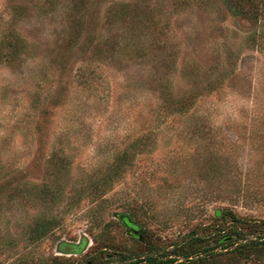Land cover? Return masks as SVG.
Wrapping results in <instances>:
<instances>
[{
  "label": "rangeland",
  "instance_id": "obj_1",
  "mask_svg": "<svg viewBox=\"0 0 264 264\" xmlns=\"http://www.w3.org/2000/svg\"><path fill=\"white\" fill-rule=\"evenodd\" d=\"M248 17L0 0V264H264L216 245L231 216L264 232V18Z\"/></svg>",
  "mask_w": 264,
  "mask_h": 264
},
{
  "label": "trees",
  "instance_id": "obj_2",
  "mask_svg": "<svg viewBox=\"0 0 264 264\" xmlns=\"http://www.w3.org/2000/svg\"><path fill=\"white\" fill-rule=\"evenodd\" d=\"M224 3L229 9V11L232 12L234 15H240L245 17H248L250 15L256 21L260 18H264V0H224ZM248 19L250 18L248 17ZM228 221L229 225L227 226V228H223L222 231L231 229V232H229L228 234H224L220 238L216 239V241L218 240V244H216L217 246H234V251L239 254H243L246 250H264V232H257L254 236L243 235L236 228L238 220L235 217L231 216ZM121 223L125 227H127L125 220L121 221ZM212 247L213 248H211V250L214 251L215 246ZM196 252L198 253V251ZM146 261L148 264H168L166 261L162 262L161 260L156 259L153 256L147 257Z\"/></svg>",
  "mask_w": 264,
  "mask_h": 264
},
{
  "label": "water",
  "instance_id": "obj_3",
  "mask_svg": "<svg viewBox=\"0 0 264 264\" xmlns=\"http://www.w3.org/2000/svg\"><path fill=\"white\" fill-rule=\"evenodd\" d=\"M118 218L121 221L125 220L126 224H132L131 220L127 216L118 215ZM134 232H136V230H134ZM59 250H61L64 253H76L80 250V248L74 244H63L62 246H59Z\"/></svg>",
  "mask_w": 264,
  "mask_h": 264
},
{
  "label": "flooded vegetation",
  "instance_id": "obj_4",
  "mask_svg": "<svg viewBox=\"0 0 264 264\" xmlns=\"http://www.w3.org/2000/svg\"><path fill=\"white\" fill-rule=\"evenodd\" d=\"M127 228H128L130 231H133V232H134V230H135L133 224H130V225L127 224ZM74 245H76V244H74ZM77 247L80 248V246H78V245H77Z\"/></svg>",
  "mask_w": 264,
  "mask_h": 264
}]
</instances>
